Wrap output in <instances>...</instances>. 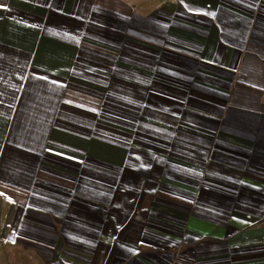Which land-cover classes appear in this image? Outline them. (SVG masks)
I'll list each match as a JSON object with an SVG mask.
<instances>
[{"label":"crops","instance_id":"crops-1","mask_svg":"<svg viewBox=\"0 0 264 264\" xmlns=\"http://www.w3.org/2000/svg\"><path fill=\"white\" fill-rule=\"evenodd\" d=\"M0 264H264V0H0Z\"/></svg>","mask_w":264,"mask_h":264}]
</instances>
